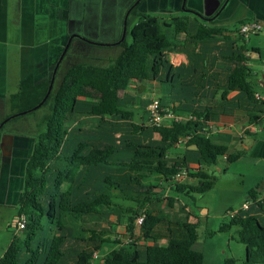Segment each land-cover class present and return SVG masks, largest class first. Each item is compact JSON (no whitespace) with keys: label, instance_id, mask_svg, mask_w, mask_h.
<instances>
[{"label":"trees","instance_id":"1","mask_svg":"<svg viewBox=\"0 0 264 264\" xmlns=\"http://www.w3.org/2000/svg\"><path fill=\"white\" fill-rule=\"evenodd\" d=\"M138 15L115 59L103 66L77 62L59 77L69 45L51 92L37 108L48 112L42 131L30 138L17 208L25 226L13 235L0 264H203L195 249L199 222H188L193 214L180 217L173 208L182 196L193 199L212 189L216 178L203 168L245 154L209 136L219 117L237 111L250 125L264 123V101L255 97L263 87L248 55L259 51L248 50L249 37L238 31L246 21L229 30L208 26L198 14ZM170 50L183 52L188 64L175 69L166 57ZM54 66L41 81L31 76L19 83L8 101L12 116L37 110ZM133 81L165 86L158 113L171 118L168 126L151 120L150 100L137 121L136 100L119 97ZM177 146L182 154L172 156ZM257 189L248 192L247 208L217 231L237 229L234 240L245 246L241 264H264V196Z\"/></svg>","mask_w":264,"mask_h":264},{"label":"rangeland","instance_id":"2","mask_svg":"<svg viewBox=\"0 0 264 264\" xmlns=\"http://www.w3.org/2000/svg\"><path fill=\"white\" fill-rule=\"evenodd\" d=\"M136 1L71 0L70 7L66 9V29L70 33L69 35H77L87 41L85 42L80 38L73 39L60 66L59 77L66 68L77 62L103 66L115 59L122 50L118 45L119 41L125 39L126 42H129V32L138 21V14L147 13L157 18L164 16L162 13H155L151 9L157 3L156 0H149L148 3L147 0H142L135 14H127ZM10 17L12 19V10H9V19ZM125 18V35L122 38L123 21ZM16 31L15 26L11 25L7 44L0 43V46L1 44L6 46L5 49L9 57L7 60L6 89L4 88L5 97L0 98V124L8 119L9 116H12V110L8 101L13 94L18 92L19 88V75L13 71L9 72L12 69V65H14V57L22 52V49L20 50L21 42L19 35H14ZM46 40L48 39L46 38ZM46 40L44 37L41 43H46L43 46L49 47L48 45L51 44ZM117 42L119 43L117 44ZM257 43V38L250 36L247 47L249 49L253 46L263 47L262 44ZM31 44L32 41L30 42V46ZM251 65L255 71L260 72L261 65L259 61L254 60L251 62ZM132 84V82L129 84L127 92H131L136 96L133 97L136 102H133L132 107L135 112L141 113V108H144L145 102H149L150 99L152 100V98L159 96V85L147 81L138 82L131 86ZM260 93L264 95L263 90H260ZM119 97L123 99L125 97L124 93L119 92ZM125 102L127 103V101ZM148 106L149 103L147 108ZM47 112V108H40L27 114L15 113L14 115H19H16L17 117L13 120L7 121L2 125L0 138L4 134L20 135L25 136L28 138V142H31L30 138L42 131L41 120ZM168 118L165 116L162 122L168 121ZM250 132L253 133L251 137H244L242 140L236 138L229 139L228 146L231 152H245L239 160L227 163L223 158H219L215 165L205 168L207 174L216 178L210 191L203 195L192 194L193 199L190 196H182L180 199L195 216V218L189 216L188 222H199L196 229L198 241L196 242L195 249L203 254V264H226V262L232 260H235V264H241L245 259V246L234 240L237 236V229L232 228L227 233H218L217 231L222 223L228 222L231 216L244 206L245 201L251 202L247 197L249 191L258 186L259 189L257 190L259 194L261 193L260 195L264 196V160L253 157L251 152L256 144H261L264 141V123L262 126L255 124L253 130ZM0 213L3 214L4 220L9 219V226L5 227L7 233L5 231L4 233L11 241L14 230L13 220L17 217V207H0ZM118 232L121 236L119 240L123 241V228H120ZM5 238L3 239L0 233V245L5 241Z\"/></svg>","mask_w":264,"mask_h":264},{"label":"crops","instance_id":"3","mask_svg":"<svg viewBox=\"0 0 264 264\" xmlns=\"http://www.w3.org/2000/svg\"><path fill=\"white\" fill-rule=\"evenodd\" d=\"M70 1L71 0H0V43L3 42L7 44L11 25L15 26L17 29L14 35L18 34L21 42L20 50L22 49V52L14 57V62L11 61L14 64L12 65L13 70H9V72L13 71L19 75L20 79L18 83L23 82L31 76L35 81H41L48 77L52 66L57 62L68 38L72 36L69 35L70 33L66 29V9L70 7ZM156 1L157 3H155L151 9L155 13H162L164 16L161 18L169 16H187L192 18L193 15L198 14L206 19L205 23L208 26L226 28L229 30L238 27V22L240 21H258L262 25V31L252 37H256L258 40L257 44H262L263 47L253 46L251 49L248 47L247 49H257L259 51V55L255 52L248 53L249 66L253 69L251 62L257 60L261 65L260 72L262 71V63L264 61V0H185L184 9L188 11L182 8L183 0ZM148 2L149 0H147V3ZM9 10H12L11 20L9 19ZM44 37L45 40L46 38L48 39L46 41L50 42L51 45H48L49 47L43 46L46 43H41ZM31 41L32 44L30 46ZM5 47L6 46L2 44L0 46V98L5 97L4 88L6 89V74L8 73L7 60L9 57ZM166 57L175 69L182 68L188 64L187 56L181 51L170 50ZM132 83L131 86L138 82L133 81ZM158 89L159 92L161 89L162 93H166L165 86L162 88L159 87ZM124 95L125 99L131 101L133 99L135 100L133 97H136L131 92H127V90L124 92ZM235 95L236 92L230 93L228 98H234ZM140 115V113L137 114V121H139ZM232 115L233 117H219L218 125L213 127L209 133V136L215 140L216 143L228 146L229 139L236 138L242 140L244 137L252 136L253 133L250 131L253 130L254 124H248L246 118L240 112L235 111ZM168 119V121L163 122V125L168 126L171 123V118ZM184 121L185 120H182V122ZM262 125L263 123L258 124V126ZM263 143L264 141L261 144H256L251 151L253 157L259 160H264ZM31 144L32 141L28 142L25 136L20 135L4 134L3 137L0 138V207L7 206L18 208L22 193L25 163L31 149ZM179 147L180 146L174 147L173 153H171L172 156H174V154H182L183 149L181 150V147ZM176 150L178 151L175 152ZM188 167L195 170L198 168L195 164H189ZM203 169L205 171V168ZM260 197L263 196L260 195ZM179 204L181 207L184 206L183 201L180 199ZM180 206H174L173 213L175 215L178 213L180 217H183L185 213L189 212L192 214V212L187 209L188 207H185L183 211L179 213ZM16 219L17 217L13 220L14 223L12 222L14 225L12 235L17 233L15 231ZM8 220H4L3 214L0 213V233L3 239L6 237L5 241L0 245V258L11 242L5 234L7 233L5 227L9 226ZM160 244L163 245L164 240H161Z\"/></svg>","mask_w":264,"mask_h":264},{"label":"built area","instance_id":"4","mask_svg":"<svg viewBox=\"0 0 264 264\" xmlns=\"http://www.w3.org/2000/svg\"><path fill=\"white\" fill-rule=\"evenodd\" d=\"M238 31L240 34L244 35L245 37H250V36H253V35L260 33L262 31V25L258 21L250 20V21H247V22L241 24L238 27ZM257 81H259L262 84L263 91H264V61L262 63V71L259 73V76L257 77ZM255 97L261 101H264V95H262L259 92L255 93ZM147 111L149 112L151 120L156 125L163 124L162 121H163V118L165 116H161L158 113V97L152 98V100L150 99ZM167 117H169V116H167ZM263 122H264V115H263ZM182 176H183V173L177 177L181 179ZM246 208H247V204L245 203L244 206L240 210H245ZM235 214H233L232 216H234ZM141 221H142V218L137 219V223H140ZM24 226H25V218L23 216H21L15 222V231L18 232V231L22 230L24 228Z\"/></svg>","mask_w":264,"mask_h":264},{"label":"water","instance_id":"5","mask_svg":"<svg viewBox=\"0 0 264 264\" xmlns=\"http://www.w3.org/2000/svg\"><path fill=\"white\" fill-rule=\"evenodd\" d=\"M138 1H139V0H137L136 3L133 4V5L131 6V8L129 9V11H128L127 14H129V12L131 11V9L134 7V5H136V4L138 3ZM184 1H185V0H183V3H182V8H183V9H184ZM184 10H185V9H184ZM185 11H188V10H185ZM125 26H126V18H125L124 21H123V35H122V38H123L124 35H125ZM73 38H80V39H82V40H84V41H87L86 39H83V38H81V37H79V36H77V35H72V36H70V37L68 38V40H67V42H66V44H65V46H64V48H63V50H62V52H61V54H60V56H59V58H58V60H57V62L55 63V66H54V68H53V70H52L51 79H50V82H49V85H48L47 92H46V94H45L43 100H42V101H41L36 107H34L33 109H37V108H39V107L42 105V103L46 100V98L48 97L49 93L51 92L52 85H53V82H54V78H55V74H56V71H57V69H58V66H59V64H60V62H61L63 56L65 55V53H66V51H67V49H68V47H69V45H70V43H71V40H72ZM121 41H122V39H121L119 42H121ZM119 42H117V44H118ZM25 113H26V112H22V113H20V114H25ZM16 115H19V114H16ZM16 115L11 116V118H13V117L16 116ZM8 120H9V118L6 119V120H4V121L0 124V127H1L5 122H7Z\"/></svg>","mask_w":264,"mask_h":264}]
</instances>
